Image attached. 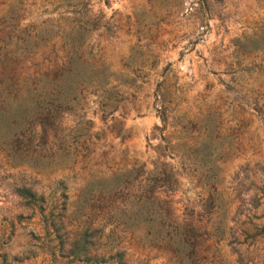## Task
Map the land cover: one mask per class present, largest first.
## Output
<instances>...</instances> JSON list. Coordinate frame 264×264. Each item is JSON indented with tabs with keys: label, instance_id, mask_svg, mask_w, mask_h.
Here are the masks:
<instances>
[{
	"label": "rangeland",
	"instance_id": "374dc122",
	"mask_svg": "<svg viewBox=\"0 0 264 264\" xmlns=\"http://www.w3.org/2000/svg\"><path fill=\"white\" fill-rule=\"evenodd\" d=\"M7 1L0 0V16ZM80 1L87 8L82 19L98 22L86 34L79 61L102 70V89L114 91L119 100L113 119L103 121L92 112L96 95L87 94L89 132H103L97 140L91 137L92 150L85 156L65 146L74 118L63 113L60 125L47 128L38 149L47 165L7 161L19 127H9L16 124V104L2 96L11 71L18 69L22 52L16 34L24 26L31 25L30 45L36 34L52 30L56 35L36 45L23 73L43 72L66 60L59 35L77 32L67 17L71 8L22 0L13 32L0 18V264H67L66 258H52L37 247L43 237L39 213L35 209L25 219L31 209L14 186H31L51 208L60 204L56 193L51 195L52 181L66 177L68 197L61 214L70 242L76 221L68 219L85 185L110 181L133 165L143 166L139 182L123 191L94 192L92 203L115 213L119 206H134L149 194L152 180L146 178L163 165L175 172L177 187L164 184L161 173L156 179L160 192L152 201L160 207L159 239L151 238L139 220L112 218L103 226L104 233L113 229L112 240L128 264H264V229L258 228L264 226V114L256 107L264 95V0ZM167 101L171 111L162 121L159 108ZM117 121L127 133L122 140L107 128ZM207 136L214 144L199 157L191 147ZM63 155L69 162L75 157L72 167L50 169ZM210 193L222 198L226 210L208 205ZM84 212L91 213L87 207ZM100 222L97 217L94 225Z\"/></svg>",
	"mask_w": 264,
	"mask_h": 264
},
{
	"label": "trees",
	"instance_id": "16d2710c",
	"mask_svg": "<svg viewBox=\"0 0 264 264\" xmlns=\"http://www.w3.org/2000/svg\"><path fill=\"white\" fill-rule=\"evenodd\" d=\"M49 1L53 3L54 8H71L72 16L67 17L70 18L71 22H75L77 32L71 37L66 34L59 35L61 39L60 47L66 54V60L63 63L59 66L53 64L51 69L43 72L33 70L30 74L23 73L27 69L23 65L24 61L29 60L35 54V47L38 43L41 45L45 44L56 35V31L49 30L46 34H36L34 36L36 43L33 45H30L29 41L30 24L19 29L16 34V40L19 42L22 55L18 61V69L15 68L11 71L10 86L4 89L2 96L3 101L13 100L16 104V124L9 127H19V129L15 130L17 135L14 140L15 146H13V149L6 156L7 161L14 165L25 162H33L36 165H47V163L42 161V155L38 149L46 141L47 128H55V126L60 125L63 113H71L74 118L72 132H70L65 146L68 149L72 147V152L82 151L84 152V156L87 155L91 152L94 143L91 137L93 136L97 140L103 132L102 130L99 132H89L90 120L84 117L87 94L96 95V107L92 112H98L100 119L103 121L113 119L111 113L115 109L116 102L119 100L114 91H104L102 89L105 83L102 70L86 67L79 61L80 47L85 40L86 34L96 27L97 18L91 19L86 17L84 20L82 19L81 15H86L87 13V8L83 1ZM21 15L22 0H8L0 18L5 23V27H9V32H13L18 27V20ZM69 41L73 43V48L67 47ZM260 97L262 99L261 106L257 105L256 107L264 114V95ZM169 103L167 101L165 104H161L159 108V116L162 121L166 120L167 113L171 111H167ZM33 116L34 118H32ZM107 128L112 130L114 135L121 140L127 137V133L122 129L120 121L110 123ZM211 144H214V139L207 136L191 148L197 152L199 157H203L210 153V151H207V148ZM60 148L64 150L61 146ZM69 161L68 159L65 160L64 155L59 156L58 160H56L57 164L50 166V169L54 166L62 167L64 165L72 167L75 157L73 156L71 162ZM160 173L164 184L177 187L175 172L171 167L166 168L163 165L153 175L152 179L151 177L146 178L147 180H152L148 188L149 194L143 196L141 202L136 203L134 206L132 204V207L129 205L117 207V213L109 207L107 209L102 204L94 205L91 200L93 193L97 192L100 194V192L128 189V187L132 186L133 182H139V178L144 174L142 165H133L126 168L121 173L113 175L110 181L90 182L86 184L79 194L74 208L71 210V218L68 219V223L72 219L76 221L74 236L70 242H67L65 238V226L62 221L63 215L61 214L66 207V199L68 197L66 193V177L61 176L52 181L51 195L56 193L60 204L53 205L51 208H47L46 206L45 195L35 192L31 186L19 184L14 186L13 192L24 206L31 209L30 215L25 217V219L31 217L35 209L38 211L43 237L37 247L51 255L52 258H66L67 264H72L73 262L104 264L107 261H111L110 264H128L123 258L124 251L116 248L117 244L112 240L114 237L113 229L111 228L104 233L103 226L112 221V218L116 219V221L123 220L124 223L139 220L146 224L145 231L151 238L159 239L160 207L158 208L157 204L152 201V195L157 191L160 192V184L155 186L156 179L158 176L160 177ZM157 180H160V178ZM211 188L214 194L215 186L213 183ZM213 194L210 193L206 197L208 205L226 210L227 206L222 198L216 195V193L215 195ZM85 207L91 211L88 215L84 212ZM112 207L115 206L113 205ZM53 208L56 209L55 212H53ZM45 209H47L46 213L43 211ZM79 216L83 218H79ZM21 217L19 214L18 218ZM97 217H102L103 222L94 225ZM232 221L236 223L234 218H232ZM258 228L263 230L264 226L259 225ZM236 238L237 236H234V239Z\"/></svg>",
	"mask_w": 264,
	"mask_h": 264
},
{
	"label": "water",
	"instance_id": "95a60500",
	"mask_svg": "<svg viewBox=\"0 0 264 264\" xmlns=\"http://www.w3.org/2000/svg\"><path fill=\"white\" fill-rule=\"evenodd\" d=\"M115 90V92H118V90H116V89H114Z\"/></svg>",
	"mask_w": 264,
	"mask_h": 264
}]
</instances>
